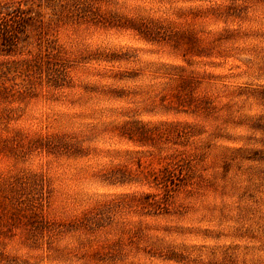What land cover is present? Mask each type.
I'll return each mask as SVG.
<instances>
[{
    "label": "rangeland",
    "instance_id": "374dc122",
    "mask_svg": "<svg viewBox=\"0 0 264 264\" xmlns=\"http://www.w3.org/2000/svg\"><path fill=\"white\" fill-rule=\"evenodd\" d=\"M0 264H264V0H0Z\"/></svg>",
    "mask_w": 264,
    "mask_h": 264
},
{
    "label": "trees",
    "instance_id": "16d2710c",
    "mask_svg": "<svg viewBox=\"0 0 264 264\" xmlns=\"http://www.w3.org/2000/svg\"><path fill=\"white\" fill-rule=\"evenodd\" d=\"M13 26H14V22L13 23H9L7 25V29H5L6 30L5 31V35L10 36V37H14L15 36L14 33H13V30H11L13 28Z\"/></svg>",
    "mask_w": 264,
    "mask_h": 264
}]
</instances>
